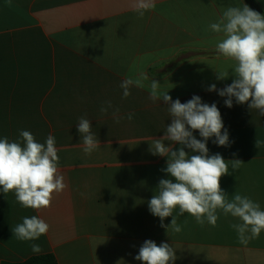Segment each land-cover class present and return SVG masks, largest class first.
I'll use <instances>...</instances> for the list:
<instances>
[{
	"label": "crops",
	"instance_id": "crops-1",
	"mask_svg": "<svg viewBox=\"0 0 264 264\" xmlns=\"http://www.w3.org/2000/svg\"><path fill=\"white\" fill-rule=\"evenodd\" d=\"M252 1L264 15V0ZM134 3L0 0V138L18 141L27 130L44 143L53 135L67 185L40 210L23 208L14 193L0 190V264L41 255H53L58 264H142L134 257L148 239L173 246L175 264H264V232L241 244L230 227L239 221L230 215L218 212L215 227L201 228L177 209L173 215L182 231L176 233L161 227L148 208L159 180L170 178L161 171L167 158L149 151L171 123L167 105L150 98L155 79L173 101L198 95L204 103H216L230 140L227 147L213 143L215 137L207 142L210 155L229 161L221 188L229 199L239 193L264 210V116L234 98L228 108L226 97L207 91L212 84L222 89L232 83L231 75L217 80L216 72H231L234 63L217 52L222 36L209 25L228 7L247 3L154 0L143 16ZM141 74L148 77L144 86L133 84L125 98L121 83ZM82 116L100 141L90 155L77 131ZM193 134L202 139L198 131ZM234 159L242 162L235 170ZM33 215L46 221L49 231L35 241L17 240L12 228ZM32 243L42 252L33 253Z\"/></svg>",
	"mask_w": 264,
	"mask_h": 264
},
{
	"label": "clouds",
	"instance_id": "clouds-1",
	"mask_svg": "<svg viewBox=\"0 0 264 264\" xmlns=\"http://www.w3.org/2000/svg\"><path fill=\"white\" fill-rule=\"evenodd\" d=\"M154 7V0H135L133 4L134 11L140 16ZM209 29L222 36L216 44L217 52L234 63L230 65L231 72H216L217 80H226L231 75L232 83L222 89L212 84L207 91L226 97L224 104L228 108L233 106L234 98L236 104H247L250 110H258L264 116V15L245 3L242 7L230 6L216 22L209 25ZM147 79L141 74L135 81L124 80L120 85L123 96L130 95L129 88L133 84L143 87V81ZM150 98L153 101L162 100L171 117L164 135L154 139L149 147L152 155L167 158V166L161 171L170 177L159 180L155 194L148 201L150 213L160 218L161 227H171L179 233L182 226L173 215L177 209V215L187 213L201 228L206 223L215 227L218 212H222L239 221L230 227L237 233L241 244L246 245L250 239L259 237L264 232V210L248 196L235 193L231 199L228 198L220 180L229 173V161L219 153L209 154L207 142L212 137H215L213 143L218 146L230 145L229 133L216 103H204L198 95H193L185 103L178 98L173 101L168 91H161V84L155 79L150 83ZM108 107H111L110 102ZM101 112H107V108H101ZM118 113L119 109L113 113L117 123L122 119ZM133 115L129 113L127 118L131 120ZM77 131L85 154L90 155L100 147L89 119L80 117ZM195 131L202 139L194 136ZM19 136L18 141L0 138V190L5 195L14 193L23 208H48L54 195L67 187L59 169L56 138L49 134L41 143L27 130H21ZM230 162L233 170L242 163L238 159ZM167 217H172L170 225L163 223ZM48 231V223L35 215L23 217L22 223L12 228L14 236L21 242L38 240ZM31 250L39 254L42 247L32 243ZM134 258L142 264H175L177 259L173 246L166 242L158 246L150 239L143 242Z\"/></svg>",
	"mask_w": 264,
	"mask_h": 264
},
{
	"label": "trees",
	"instance_id": "trees-1",
	"mask_svg": "<svg viewBox=\"0 0 264 264\" xmlns=\"http://www.w3.org/2000/svg\"><path fill=\"white\" fill-rule=\"evenodd\" d=\"M245 1L250 8L261 14V12L258 11L255 3L252 0H245ZM3 264H58V262L53 255H41L30 258L29 260L23 263H3Z\"/></svg>",
	"mask_w": 264,
	"mask_h": 264
}]
</instances>
